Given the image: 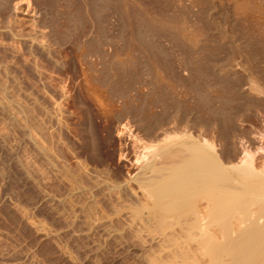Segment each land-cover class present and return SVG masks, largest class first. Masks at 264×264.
<instances>
[{
	"label": "rangeland",
	"instance_id": "obj_1",
	"mask_svg": "<svg viewBox=\"0 0 264 264\" xmlns=\"http://www.w3.org/2000/svg\"><path fill=\"white\" fill-rule=\"evenodd\" d=\"M125 1L0 0V264H151L146 230L80 209L109 211L106 182L137 171L144 114L153 138L192 127L234 154L264 147V10Z\"/></svg>",
	"mask_w": 264,
	"mask_h": 264
},
{
	"label": "bare ground",
	"instance_id": "obj_2",
	"mask_svg": "<svg viewBox=\"0 0 264 264\" xmlns=\"http://www.w3.org/2000/svg\"><path fill=\"white\" fill-rule=\"evenodd\" d=\"M235 1L239 7L250 4L260 12L264 10V0L262 4ZM175 25H171L173 29ZM219 71L225 74V70ZM252 81V90L262 92L259 82L254 78ZM151 116L144 114L138 122L137 130L144 135L131 134L140 148L134 158L137 171L125 179L115 177L106 182L109 197L113 198L109 211L102 207L94 211L90 205L81 204L87 219L97 220L107 228L114 219L121 218L130 229L146 230L147 239L158 246L159 254L150 259L151 264H264V155H255L264 152V147L252 149L242 144L240 152L234 154L218 143L214 134L194 133L192 127H184L186 124L184 128L166 129L160 138H153L158 122ZM130 129L129 126L127 130ZM74 185L69 186L70 190L80 188Z\"/></svg>",
	"mask_w": 264,
	"mask_h": 264
}]
</instances>
